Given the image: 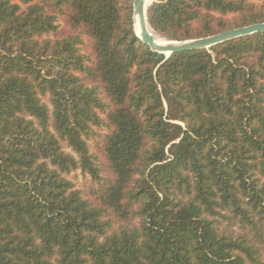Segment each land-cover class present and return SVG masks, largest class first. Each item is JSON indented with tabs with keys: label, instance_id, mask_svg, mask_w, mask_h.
I'll list each match as a JSON object with an SVG mask.
<instances>
[{
	"label": "trees",
	"instance_id": "16d2710c",
	"mask_svg": "<svg viewBox=\"0 0 264 264\" xmlns=\"http://www.w3.org/2000/svg\"><path fill=\"white\" fill-rule=\"evenodd\" d=\"M133 1L0 0V264H264V32L165 59ZM259 1L147 23L202 39Z\"/></svg>",
	"mask_w": 264,
	"mask_h": 264
},
{
	"label": "water",
	"instance_id": "95a60500",
	"mask_svg": "<svg viewBox=\"0 0 264 264\" xmlns=\"http://www.w3.org/2000/svg\"><path fill=\"white\" fill-rule=\"evenodd\" d=\"M156 2L154 0L152 3ZM147 4V0H134L133 1V21L134 31L140 42L145 45L150 52L162 55L164 58H168L172 54L197 51V50H209L212 47L244 36H249L255 33L264 32V23L254 24L247 27L229 30L218 35L195 39L187 41H168L155 34L158 40L163 41V44H158L152 38L149 33L150 27L147 23V10L152 5ZM151 30V29H150ZM152 31V30H151ZM153 33V31H152ZM154 34V33H153Z\"/></svg>",
	"mask_w": 264,
	"mask_h": 264
},
{
	"label": "rangeland",
	"instance_id": "374dc122",
	"mask_svg": "<svg viewBox=\"0 0 264 264\" xmlns=\"http://www.w3.org/2000/svg\"><path fill=\"white\" fill-rule=\"evenodd\" d=\"M250 2H254L256 4H259V0H248ZM69 179L74 183L75 187L77 189H84L85 185L88 183V179H84L79 173H74L71 176H69Z\"/></svg>",
	"mask_w": 264,
	"mask_h": 264
},
{
	"label": "bare ground",
	"instance_id": "6f19581e",
	"mask_svg": "<svg viewBox=\"0 0 264 264\" xmlns=\"http://www.w3.org/2000/svg\"><path fill=\"white\" fill-rule=\"evenodd\" d=\"M154 0H147V4H150V3H152ZM149 33H150V35L152 36V38L156 41V43H158V44H163V41H161V40H158L157 41V39H158V37L157 36H155V34H153L152 33V31L149 29Z\"/></svg>",
	"mask_w": 264,
	"mask_h": 264
}]
</instances>
